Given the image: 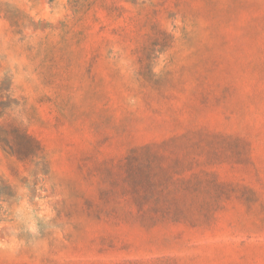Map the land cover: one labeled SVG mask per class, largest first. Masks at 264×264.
Here are the masks:
<instances>
[{"label": "rangeland", "instance_id": "374dc122", "mask_svg": "<svg viewBox=\"0 0 264 264\" xmlns=\"http://www.w3.org/2000/svg\"><path fill=\"white\" fill-rule=\"evenodd\" d=\"M0 264H264V0H0Z\"/></svg>", "mask_w": 264, "mask_h": 264}, {"label": "trees", "instance_id": "16d2710c", "mask_svg": "<svg viewBox=\"0 0 264 264\" xmlns=\"http://www.w3.org/2000/svg\"><path fill=\"white\" fill-rule=\"evenodd\" d=\"M26 136L29 139L28 144H26V146L11 147L12 151L15 154L22 155V154L25 153V151H28V149H31V148H32V150L35 149V148H37L38 150H40V145H39L38 141L35 140L33 137H31L29 135H26Z\"/></svg>", "mask_w": 264, "mask_h": 264}]
</instances>
